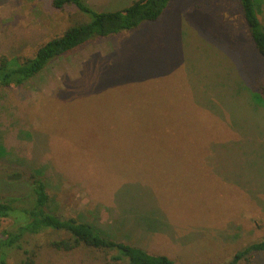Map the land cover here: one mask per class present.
I'll list each match as a JSON object with an SVG mask.
<instances>
[{
  "label": "rangeland",
  "instance_id": "obj_1",
  "mask_svg": "<svg viewBox=\"0 0 264 264\" xmlns=\"http://www.w3.org/2000/svg\"><path fill=\"white\" fill-rule=\"evenodd\" d=\"M86 1L116 11L135 0ZM259 12L264 24V0ZM84 20L53 0H0V55L33 57ZM0 143V197L27 191L6 173L40 170L58 214L175 264H225L264 240V58L240 0H174L158 20L0 87ZM10 228L0 220V234ZM65 237L27 236L6 264H23L25 250L35 264H126L50 245Z\"/></svg>",
  "mask_w": 264,
  "mask_h": 264
},
{
  "label": "trees",
  "instance_id": "obj_2",
  "mask_svg": "<svg viewBox=\"0 0 264 264\" xmlns=\"http://www.w3.org/2000/svg\"><path fill=\"white\" fill-rule=\"evenodd\" d=\"M174 0H135L129 6L116 10H97L86 0H53V6L63 9L71 6L87 17L70 26L61 36L39 47L33 57L9 58L0 55V87L18 88L27 85L58 57L80 45L99 38H108L137 28L143 22L158 20ZM244 17L258 52L264 58V24L259 17V0H240ZM5 149L0 143V157ZM17 170L3 176L10 182L25 184L27 191L21 195L0 197V220H11L12 228L0 234V264H6L12 250H22L27 236L45 231L62 232L65 238L51 241L56 250L72 251L82 245L104 251H114V262L126 264H175L166 255L153 254L137 244L124 243L112 233L85 221L58 214L53 208L47 181L40 170L31 175ZM264 253V240L256 241L235 253L225 264H252L253 255ZM23 264H35L33 252L25 250Z\"/></svg>",
  "mask_w": 264,
  "mask_h": 264
},
{
  "label": "crops",
  "instance_id": "obj_3",
  "mask_svg": "<svg viewBox=\"0 0 264 264\" xmlns=\"http://www.w3.org/2000/svg\"><path fill=\"white\" fill-rule=\"evenodd\" d=\"M147 250V249H146ZM148 251V250H147ZM149 252V251H148ZM151 253V252H150Z\"/></svg>",
  "mask_w": 264,
  "mask_h": 264
}]
</instances>
